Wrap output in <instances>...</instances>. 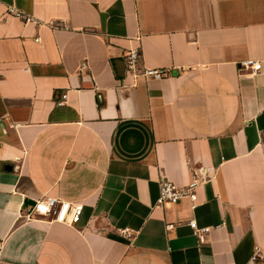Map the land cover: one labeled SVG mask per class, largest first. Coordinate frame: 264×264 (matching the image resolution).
<instances>
[{
    "label": "crops",
    "instance_id": "0c3cea01",
    "mask_svg": "<svg viewBox=\"0 0 264 264\" xmlns=\"http://www.w3.org/2000/svg\"><path fill=\"white\" fill-rule=\"evenodd\" d=\"M193 179L194 200L157 204L163 180ZM43 197L81 210L20 216ZM254 254L264 264V0H0V264Z\"/></svg>",
    "mask_w": 264,
    "mask_h": 264
},
{
    "label": "built area",
    "instance_id": "2783aa9c",
    "mask_svg": "<svg viewBox=\"0 0 264 264\" xmlns=\"http://www.w3.org/2000/svg\"><path fill=\"white\" fill-rule=\"evenodd\" d=\"M141 58V52L139 49H131L126 55L127 68L130 72H136L139 70L138 63ZM262 67V62L247 59L240 62L239 69H251L253 72L260 70ZM167 74L165 69L160 68H146L141 72L142 76L161 78ZM198 184L197 179H193L185 187H179L171 181L163 180L160 183V192L157 199V204H164L165 202H176L183 196H189L193 200L195 198L194 188ZM74 215L75 211H80L81 206H71L67 202H63L57 198L53 197H43L39 200H35L34 204L25 205L20 213V216L25 219H34L33 215H37L38 218H44L49 220L63 221L67 219L68 213ZM189 225L194 230V233L199 237L202 234L209 231V227L198 228L196 220H190ZM258 254H254L248 264H256Z\"/></svg>",
    "mask_w": 264,
    "mask_h": 264
},
{
    "label": "water",
    "instance_id": "95a60500",
    "mask_svg": "<svg viewBox=\"0 0 264 264\" xmlns=\"http://www.w3.org/2000/svg\"><path fill=\"white\" fill-rule=\"evenodd\" d=\"M172 73H173V74H176L177 72H176V71H173ZM34 203H35L34 200H26V201H25V205H28V204H34Z\"/></svg>",
    "mask_w": 264,
    "mask_h": 264
}]
</instances>
